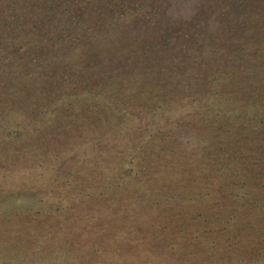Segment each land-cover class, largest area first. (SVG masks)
<instances>
[{
	"label": "rangeland",
	"instance_id": "374dc122",
	"mask_svg": "<svg viewBox=\"0 0 264 264\" xmlns=\"http://www.w3.org/2000/svg\"><path fill=\"white\" fill-rule=\"evenodd\" d=\"M209 1L94 13L89 44L27 14L23 57L0 48V264H264V0Z\"/></svg>",
	"mask_w": 264,
	"mask_h": 264
},
{
	"label": "trees",
	"instance_id": "16d2710c",
	"mask_svg": "<svg viewBox=\"0 0 264 264\" xmlns=\"http://www.w3.org/2000/svg\"><path fill=\"white\" fill-rule=\"evenodd\" d=\"M174 1L177 0H6L9 5L0 8V40L7 35H10L11 39L9 37L6 41H2L0 48L10 49L13 61L23 57L20 51L23 40L17 39V37L20 38L21 33L16 30L25 27L24 23L28 22L26 21L27 14L33 10L37 11L41 21L44 20L40 26L38 24V26H34L37 32L41 31L40 37L43 34V40L45 36L49 35L50 30H54L50 34L54 36L55 30H59L60 22L66 21L68 32L81 35V39L79 38L80 40L77 41L89 44V38L92 36L89 32H92L95 27L102 26V23L98 24L97 16L103 19L113 17L116 21L117 18L119 19L121 11L134 9L136 15H140L142 12L148 13V18L152 23L157 18L162 20L164 16L169 15L172 12L169 9L175 7L176 3L174 4ZM214 1L222 2L223 0H210L209 2ZM94 13L97 16H93ZM59 19L61 20L58 22ZM55 23L56 25H54ZM65 30L64 28L61 31L65 32ZM59 35L61 34H57V36ZM61 39L60 37L58 41H53L58 43ZM41 48L46 50L43 47ZM5 58L7 60H3L4 62L12 63L11 57ZM88 58L92 61L96 60V56L90 55ZM198 62V60H195V63Z\"/></svg>",
	"mask_w": 264,
	"mask_h": 264
}]
</instances>
